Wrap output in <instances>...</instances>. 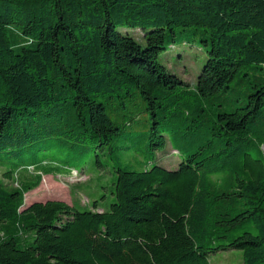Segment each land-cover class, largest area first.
<instances>
[{
	"label": "trees",
	"instance_id": "1",
	"mask_svg": "<svg viewBox=\"0 0 264 264\" xmlns=\"http://www.w3.org/2000/svg\"><path fill=\"white\" fill-rule=\"evenodd\" d=\"M190 40L206 53L193 83L158 58ZM142 116L131 146L149 163L113 164L107 209L20 208L43 175L102 166ZM167 141L175 168L152 161ZM0 158V264H210L233 248L264 264V0H0Z\"/></svg>",
	"mask_w": 264,
	"mask_h": 264
},
{
	"label": "rangeland",
	"instance_id": "2",
	"mask_svg": "<svg viewBox=\"0 0 264 264\" xmlns=\"http://www.w3.org/2000/svg\"><path fill=\"white\" fill-rule=\"evenodd\" d=\"M133 32L137 36L141 35L140 29H136ZM140 42L143 43L144 39L141 38ZM158 58L160 62L169 70L178 74L180 78L193 83L206 58V53L195 40H190L176 43L173 47L160 51ZM238 75V73L234 75L231 81L232 83L235 82ZM236 95H238V92L234 90L221 92L220 97L222 98L221 101L224 107L228 108L233 103H237L238 100H235ZM142 119L143 116L140 121H136L132 126V133L134 135L132 139L120 136L112 141L110 145L99 150L98 153L103 163L102 166L97 164L96 155L92 153L82 169H80V166L77 167L79 171H71L65 174L43 175L39 185L25 193L24 203L20 208L25 207L33 200L58 198L64 199L69 203L74 202L82 209L92 207L93 200H97L99 206L107 209L110 202L113 201V195L110 192L113 181V164L120 162L123 165L142 168L149 163V158L151 157L149 154L131 146L132 141L135 139H138V145L142 146L144 144L140 136L143 127ZM65 152V149L57 147L47 151L48 155H55L60 158L66 156ZM23 156H27V154ZM181 158L182 154L180 152H172V146L167 141L164 146L156 150L155 157L152 161L168 168H175ZM4 169V167L0 166V179L2 180ZM4 181L15 185L14 176L12 180L4 179ZM209 260L210 264H242V251L237 248L218 250L210 254Z\"/></svg>",
	"mask_w": 264,
	"mask_h": 264
},
{
	"label": "built area",
	"instance_id": "3",
	"mask_svg": "<svg viewBox=\"0 0 264 264\" xmlns=\"http://www.w3.org/2000/svg\"><path fill=\"white\" fill-rule=\"evenodd\" d=\"M72 172H76V170H72Z\"/></svg>",
	"mask_w": 264,
	"mask_h": 264
}]
</instances>
